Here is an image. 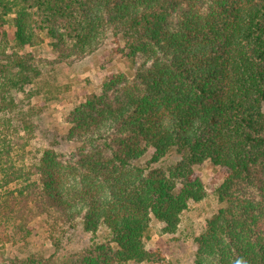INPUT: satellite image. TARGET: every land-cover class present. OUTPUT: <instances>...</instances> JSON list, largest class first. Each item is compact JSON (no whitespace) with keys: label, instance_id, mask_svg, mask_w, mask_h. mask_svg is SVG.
Instances as JSON below:
<instances>
[{"label":"trees","instance_id":"1","mask_svg":"<svg viewBox=\"0 0 264 264\" xmlns=\"http://www.w3.org/2000/svg\"><path fill=\"white\" fill-rule=\"evenodd\" d=\"M109 36L141 62L136 76L111 74L68 114L73 154L27 165L35 128L17 97L43 73L31 50L48 42L65 64ZM205 163L224 207L194 264H264V0H0V264H167L152 221L177 232L207 198ZM80 223L108 241L61 254L56 234ZM35 224L55 252L11 256Z\"/></svg>","mask_w":264,"mask_h":264},{"label":"rangeland","instance_id":"2","mask_svg":"<svg viewBox=\"0 0 264 264\" xmlns=\"http://www.w3.org/2000/svg\"><path fill=\"white\" fill-rule=\"evenodd\" d=\"M7 29L13 35L12 25ZM123 47L121 40L109 36L94 53L65 64L56 61L48 42L31 50L36 60L40 61L43 73L33 86L27 87V96L21 94L17 97L20 110L28 113L35 128L33 140L27 150V165L37 162L48 149L65 155L76 151V144L64 140L68 130V114L73 112L87 95L100 94L103 84L111 74L124 73L132 77L137 74L141 62L125 58L116 52ZM175 159L173 156L166 160L164 166L173 164ZM198 171L206 185L207 198L202 202L190 204L181 218L177 232L173 236L163 235V225L156 220L152 221L149 247L163 250L167 264H194L195 240L202 233L206 220L224 207L215 192L223 182L220 172H216L209 163H205ZM34 227V234L28 243L6 247L11 256L25 257L32 253L49 255L55 252L56 249L49 240L50 232H46L47 228L45 227V230L36 224ZM56 235L61 241L60 253L63 255L87 250L95 243L108 241L109 236L106 230H101L95 235L86 232L82 223L73 229L63 227Z\"/></svg>","mask_w":264,"mask_h":264}]
</instances>
